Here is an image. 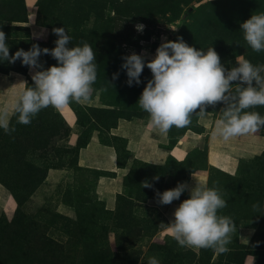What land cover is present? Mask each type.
I'll return each mask as SVG.
<instances>
[{
  "label": "rangeland",
  "instance_id": "374dc122",
  "mask_svg": "<svg viewBox=\"0 0 264 264\" xmlns=\"http://www.w3.org/2000/svg\"><path fill=\"white\" fill-rule=\"evenodd\" d=\"M260 12L264 0H0L10 54L34 43L52 49V29L65 27L72 46L93 48L97 65L87 103L50 106L28 125L12 115L11 135L0 128V264H147L152 257L160 264H264V150L215 151L225 163H214L210 136L224 107L218 103L203 116L193 114L187 127L169 130L171 143L191 136L190 151L149 163L139 156L137 139L149 114L138 99L152 73L145 66L141 83L129 86L121 68L123 56L151 59L164 39L177 37L197 49L212 46L228 69L237 57L262 65L264 51H253L240 29ZM39 59L45 69L57 64L51 55ZM35 70L20 60L0 61V109L12 112L21 90L33 85ZM246 111L264 116V106ZM122 119L129 137L115 131ZM256 134L264 135V127ZM145 180L153 188L142 187ZM180 182L223 194L227 207L219 214L237 227L227 252L181 247L169 235L173 212L189 192L161 205L156 191Z\"/></svg>",
  "mask_w": 264,
  "mask_h": 264
},
{
  "label": "clouds",
  "instance_id": "9594fccd",
  "mask_svg": "<svg viewBox=\"0 0 264 264\" xmlns=\"http://www.w3.org/2000/svg\"><path fill=\"white\" fill-rule=\"evenodd\" d=\"M144 27L139 23L135 25L140 32ZM240 29L253 51H264V12L252 14L241 23ZM52 32L57 36L54 48H41L34 43L27 51L21 48L10 54L7 36L0 29V61L15 63L20 60L30 69H39L32 72L34 83L21 90L12 105V112L7 106L0 109V128L6 134L15 132V127L10 126L12 115L17 116L18 123L28 125L42 109L51 106L62 110L71 102L83 104L91 98L97 79L96 52L88 43L72 46V37L65 27H55ZM42 54L51 55L57 64L43 68L39 59ZM122 59L121 68L126 70L129 86L134 82L141 83L145 66L150 69L152 78L138 103L149 114V126L161 135H166L173 127H187L193 114L203 116L209 105L218 103H223L224 107L221 119L216 122V134L223 140L253 134L264 127V116L246 111L264 106V64L253 65L249 60L237 57L236 66L228 69L212 46L207 50L197 49L182 37L164 39L151 59L136 52ZM118 75V72L114 73L113 79ZM233 84L237 85L235 89ZM149 163L160 165L156 161ZM142 187L153 188V184L145 180ZM185 191L189 192V198L175 208L174 219L168 224L169 235L181 247L227 252L231 234L237 227L231 217L219 214L227 207V201L216 187L209 188L199 182L193 187L180 182L162 193L157 190L156 202L171 204ZM253 209L257 210L258 205L254 204ZM147 264H160V261L152 257Z\"/></svg>",
  "mask_w": 264,
  "mask_h": 264
},
{
  "label": "crops",
  "instance_id": "0c3cea01",
  "mask_svg": "<svg viewBox=\"0 0 264 264\" xmlns=\"http://www.w3.org/2000/svg\"><path fill=\"white\" fill-rule=\"evenodd\" d=\"M116 133L129 137L130 127L127 121L122 119L117 128ZM192 137L189 135L180 136L175 143L170 142L169 134L161 135L158 130H154L149 126V121L146 122L144 128L139 133L137 143L141 151L139 156L147 161H156L163 164L170 155L177 153L185 155L193 147ZM211 140V153L210 157L216 160V164H224L221 158L213 156L215 151H251L253 153H261L264 150V135L263 134H248L244 136L234 137L228 141L223 140L222 137L216 134V129L210 136ZM234 162L227 160L226 164L232 165Z\"/></svg>",
  "mask_w": 264,
  "mask_h": 264
},
{
  "label": "trees",
  "instance_id": "16d2710c",
  "mask_svg": "<svg viewBox=\"0 0 264 264\" xmlns=\"http://www.w3.org/2000/svg\"><path fill=\"white\" fill-rule=\"evenodd\" d=\"M191 8H189L188 10H190ZM168 134H169V138H170V142L172 141V139H174V137H173V135H170V133L168 132ZM178 140V138L177 139H175V142ZM174 142V143H175ZM172 144V143H171ZM264 157V153L261 155V157H260V159L261 158H263Z\"/></svg>",
  "mask_w": 264,
  "mask_h": 264
},
{
  "label": "bare ground",
  "instance_id": "6f19581e",
  "mask_svg": "<svg viewBox=\"0 0 264 264\" xmlns=\"http://www.w3.org/2000/svg\"><path fill=\"white\" fill-rule=\"evenodd\" d=\"M9 108V107H8Z\"/></svg>",
  "mask_w": 264,
  "mask_h": 264
}]
</instances>
